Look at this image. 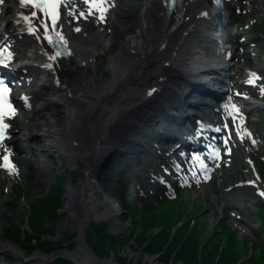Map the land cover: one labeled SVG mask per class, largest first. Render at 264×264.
Masks as SVG:
<instances>
[{"label":"bare ground","instance_id":"bare-ground-1","mask_svg":"<svg viewBox=\"0 0 264 264\" xmlns=\"http://www.w3.org/2000/svg\"><path fill=\"white\" fill-rule=\"evenodd\" d=\"M254 1L256 4L259 0ZM143 2L137 15L131 17L134 26L124 25L120 20L116 22L121 32L116 49L110 48L113 41L111 30L100 24L108 16V9L117 5L113 0H104L100 6H95L92 0H61L55 20L43 0L29 3H25V0L0 2V44L6 61L17 56L19 62L16 64L19 65L11 66V69H19L17 73L21 74V83L27 79L28 84L32 81L38 83L37 90L25 89V99L31 112L42 117L41 125L45 126L42 133L49 137L36 149L41 155L37 161L42 169L40 181L44 184L51 182L48 175H51L49 173L53 165L46 159V152L52 148H55L59 158L56 168L69 172V165L78 164L81 171L84 169L79 180L70 178L69 195L60 211L64 217L69 216L65 221L67 231L61 232V235L67 237L71 231L83 237L78 241V247L72 250L73 253H60L69 254L80 264H122L119 257L112 256L109 262H104L94 256L92 258L88 252L91 249L101 256L100 249L97 250L91 243L92 230L98 225H110L116 233L128 230L127 224L121 219V205L116 198L105 194L109 182L107 169L99 167V161L110 160L115 156L114 149L121 145L120 137L124 131H118V126L123 123L125 128L126 121L135 118L128 134L144 138L141 130L161 131V122L158 120L153 123L157 118L155 116L164 108L172 113L177 112L176 98L187 91L189 82L194 83L205 77L212 80L205 73L210 68L217 71L223 69L226 74L220 73L224 81L230 74L227 73L229 62L226 55L227 50L234 47L228 46L222 36L231 32L230 29L238 32L240 28L234 25L229 28L222 20L212 27L217 17L214 4L221 0H185L182 6L185 10L184 19L177 28L175 25L179 19L168 15L165 0ZM259 11L264 12V8L260 7ZM222 14L220 12V19L224 17ZM226 27L229 28L227 31ZM214 30L217 32L214 33ZM253 51L256 52L257 48ZM101 53L108 59L109 75L103 77L99 84L87 88ZM258 77L264 78L247 68L243 84L254 83L253 87L258 88L260 85L257 81H262ZM47 88L49 90L45 92ZM162 91L166 92L165 100L159 103L151 101L152 94ZM243 94L239 105L232 98H226L228 111L232 114H222V118L232 115L233 121L235 119L239 124L243 122L242 110L251 106V110L264 106V101L254 96L248 97L246 91ZM198 105L201 107L202 103ZM168 117L170 119L172 115ZM147 121L149 124L144 125ZM211 124L225 128L226 136L223 138L230 137L229 126L224 119L221 124L218 121ZM155 126L158 128L155 129ZM244 130L240 135L250 137L248 129ZM214 139L212 141L215 142ZM151 147L147 144L140 153L152 152ZM9 154L7 151L6 173L12 172L14 167L9 161ZM211 166L214 167L213 164ZM99 169L100 172H97ZM250 180L254 182L255 179ZM6 243L14 252L28 255L19 244ZM34 257L27 261L35 259L36 262L32 264H54V258L43 251L36 252ZM143 257L147 264H168L152 254L143 253Z\"/></svg>","mask_w":264,"mask_h":264},{"label":"rangeland","instance_id":"rangeland-1","mask_svg":"<svg viewBox=\"0 0 264 264\" xmlns=\"http://www.w3.org/2000/svg\"><path fill=\"white\" fill-rule=\"evenodd\" d=\"M113 1L117 5L108 9V16L100 24L111 30L113 41L110 48L116 49L121 37L116 22L120 20L124 25L134 26L135 22L131 17L137 15L139 6L144 2L143 0ZM249 1L252 0L241 2L242 6L245 4V7L238 13L231 17L226 16L229 24L237 26L240 30L225 37L236 47L233 50L234 59L227 77L229 85L226 86H229V90L223 96H230L237 103H240L242 98L234 95L236 92L251 93V90L243 84L247 68L256 72L258 76L264 77V12L259 11L260 7L264 8V0H259L256 4ZM254 48H257L256 52L253 51ZM18 62L17 56L10 61L11 64ZM107 62L106 55L101 53L97 60L96 71L87 88L99 84L103 77L109 75ZM258 83L262 86L257 88L253 96L264 101L262 96L264 81H258ZM32 86L36 87L37 83H32ZM15 88L21 89L18 86ZM48 90L47 88L45 92ZM244 118V126L249 130L252 139L245 135L237 136L232 118L226 117L230 137L227 139V144L219 146L221 157L218 165L209 172L202 186L193 184L178 188L176 182L172 180L176 192L171 193L172 195L167 193L166 196L154 190L159 197L153 198L149 202L152 207H149L141 198L140 187L144 185L143 181L137 179L138 182L133 183V180H129L130 190L128 188L125 190L126 199L124 198L128 205H122L121 208V219L127 224L128 230L114 234L110 225H103L105 233L114 237L115 241L107 243L104 254L102 252L101 256L105 259H110L112 256L119 257L122 264H147L143 253H148L157 255L162 261L168 244L176 239V235L187 237L193 233L198 235L200 232L201 246L208 237L212 236V233L217 232L218 238L221 239L219 249L225 241L227 242L226 238L229 234L232 235V240L238 239L240 242L238 245L231 246V249L236 251L234 255L239 256L237 260L232 261V264H264V231L261 229V220L264 217V195L261 194L264 192V106L254 108L249 115L244 113ZM7 119L8 136L4 142L0 143V264L35 263V259L27 260L34 257L38 251L51 255L54 258V264H60L63 259L71 261L67 254L60 252L78 247V233L72 234L70 231L67 237L64 236L65 234L61 235V232L67 231L65 221L69 217H64L60 213L61 206L65 205V196L69 195V192H63L61 189L68 175L56 168L59 158L55 148L46 152V159L53 165L51 172L54 179L48 184L40 181L42 169L37 165V161L41 155L36 149L49 139L45 133H42L45 127L41 125L42 117L16 103V109ZM222 131L226 134L225 128H222ZM225 150L229 152L225 153ZM7 151L14 164L13 171L10 173L4 171ZM250 179L255 180L253 182ZM228 186L234 187L232 191L242 197L233 207H228L221 202L217 190L218 187ZM143 188L150 194V189L145 186ZM114 195L123 202L121 194L116 191L108 196ZM132 204H139V206L131 207ZM45 206L51 207L49 210L54 214L51 215L52 217H47V214L42 215L44 220H40L39 213ZM165 224L170 226L169 231H166L168 242L158 252H147L143 247L146 239L140 240L139 237L141 235L151 237V233L155 235L161 232ZM198 225L200 230L196 232ZM201 228H203L202 231ZM260 229L263 232L260 233ZM92 231L94 234L92 232L91 243L96 247L97 241L102 238V232L99 227L93 228ZM18 234L19 237H17ZM7 241L19 244L28 255L23 256L14 252V249L7 245ZM181 244L177 243L176 248L172 246V253L170 252V255L166 253L170 258L165 262L192 264L187 255L179 254L178 248ZM188 251L190 252V249ZM183 255L188 261L181 260L180 257ZM218 256L219 254L216 255L212 264H216ZM253 258L257 263L252 261ZM197 259H202L200 254Z\"/></svg>","mask_w":264,"mask_h":264},{"label":"trees","instance_id":"trees-1","mask_svg":"<svg viewBox=\"0 0 264 264\" xmlns=\"http://www.w3.org/2000/svg\"><path fill=\"white\" fill-rule=\"evenodd\" d=\"M46 207L47 206H45L42 209V212L39 213L40 220H44V219H42V217H43L42 215L47 214V217H52L51 215L54 214V212L52 213V211L49 210L51 207H49V208H46ZM149 207H152V206L149 205ZM248 211L250 212L251 210H248ZM39 218H37V219H39ZM263 219H264V217L261 220L262 221L261 229L264 231ZM202 222H206V221H202ZM165 225L166 226L162 227L163 230L161 232H158L155 235L151 233V237H149V235L148 236L141 235V237H139L140 240L146 239L143 247L147 250V252H152V253L158 252L159 250L162 249L163 245L168 242V238L166 236V231H169L170 226H169V224L168 225L165 224ZM200 225H198L199 228L196 230V232H198L200 230ZM97 227H99L101 232H102V238H99V241H97V246L95 248L97 250L100 249V251H101L100 254H102V252L104 254L105 246L107 245V243L112 242V241L114 242L115 239H113L114 237H112L111 235H109V234L107 235L105 233L103 225L102 226L98 225ZM202 229L203 228H201V231H202ZM261 229L259 231L260 233L263 232ZM199 235H200V232L198 233V235L196 233L195 234L193 233V235H191V236L187 235V237L185 235H183L181 237L179 235H176V237H175L176 239L173 240L172 242H170V244H168L167 249H166L164 255L162 256L163 260L168 261V259L170 258V256H169L170 252L172 253V246L175 247L177 245V243H182L180 248H178L179 254L182 253V254L187 255L188 258H190V262L192 264H212L215 261L214 258L216 257L217 254H219V256H218V259L216 261V264H232V261H234L235 259L237 260L239 258V256L236 257V255H234V252L236 253V251H234V249H231V246L238 245V243H240V242L238 241V239L232 240L231 234H229V236L226 238L227 242L225 241V243L222 245L221 249L218 248L220 243H221L220 242L221 239L218 238L219 234L217 232L212 233V236L208 237L206 242H204V244L201 246L199 243L200 242ZM17 237H19V234ZM181 240H184V241L180 242ZM188 249H190V252L188 251ZM166 253L167 254L169 253V255H166ZM199 254L202 257L201 260L197 259ZM232 257H236V258L232 259ZM180 258H181V260L188 261V260H186L187 258H185L184 255ZM252 261H254V263H257L254 260V258L252 259ZM60 264H71V261H67V260L63 259L60 261Z\"/></svg>","mask_w":264,"mask_h":264},{"label":"water","instance_id":"water-1","mask_svg":"<svg viewBox=\"0 0 264 264\" xmlns=\"http://www.w3.org/2000/svg\"><path fill=\"white\" fill-rule=\"evenodd\" d=\"M182 20V19H181ZM178 25V24H177ZM177 25H176V27H177ZM178 30V29H177ZM173 31V30H172ZM176 31V30H175ZM207 40V39H206ZM218 73L220 72V71H217ZM195 82H197V81H195ZM195 82L194 83H191V82H189L190 84H189V86H188V88H187V91H184V93L183 94H181V95H179V96H177V98H176V100H177V112H175V113H172V112H170V111H167V108H164L163 110H161L160 112H159V114H162L161 116H159V114L157 115V116H155V117H157V118H155V121L156 122H158V120L161 122L160 123V125L162 126V127H167V128H171L173 125H176V126H178V127H181L182 126V128H186V131L188 132V131H190V129L189 128H187V127H185V125H183L184 124V122H185V119H192V115L191 114H193V115H195V116H198V115H200V114H198V113H196L195 111H191V109H186V105L187 106H199L198 105V103L199 102H197L196 100H195V98L193 97V93L190 91L191 89H190V86L191 85H193V84H195ZM202 84L203 85H206L205 84V82L203 81L202 82ZM202 85V86H203ZM204 87V86H203ZM209 91H212L213 90V88H209L208 89ZM197 92H200V90L198 89L197 90ZM166 93V92H165ZM163 91L160 93L159 92V94H158V92H156L155 93V95H151V101H153V100H156V102L157 103H159V101L160 100H165V98H166V94H165ZM158 96H160V99L158 98ZM157 105H159V104H157ZM173 105H171V107H172ZM148 107V106H147ZM146 107V108H147ZM210 108L213 110V111H216V109L215 108H212L211 106H210ZM144 109H145V107H144ZM144 109L142 110V112H144ZM158 109V106H156V110ZM183 109H184V111H183ZM186 109V110H185ZM142 112L140 113V114H142ZM137 113V112H136ZM158 113V112H157ZM191 113V114H190ZM167 115H172V117L169 119V117L168 118H166V116ZM183 117H182V116ZM133 117H135V115L133 114L132 115ZM159 116V117H158ZM168 119H169V122H168ZM134 121H135V118H133L130 122L129 121H126L127 123L125 124L126 125V129L124 128V124L123 123H121L120 124V126H118V131H120L121 129H122V131L121 132H123L124 131V137H120L122 140L121 141H128V137L131 135V133L130 134H128L127 132L134 126ZM129 122V123H128ZM146 125H148V124H146ZM212 128V127H211ZM211 128H208V130L209 131H211V133H213L214 132V130L213 129H211ZM125 129V130H124ZM184 130V129H183ZM144 130H142V132H143ZM139 132V131H138ZM164 135L166 132H161V131H158V132H155L154 134H151L150 136H147V138H146V136L144 137V138H139L140 136H138V135H133L134 137H129V140L130 141H132V143H133V145H134V147H135V149L136 150H133L134 152H135V154L138 152V151H141L143 148H146L147 146H146V144H151L152 143V145L153 144H155V141H157V140H159V136H161L162 134ZM207 136H211V134H208ZM161 139H165V140H167L166 138H164L163 136L162 137H160ZM194 137H192V135H183V136H181L180 138H179V143L180 144H182V143H184V141H189L190 139H193ZM164 143V142H163ZM122 145V144H121ZM121 145H119L118 146V148L115 150L114 149V154L115 155H119V154H122L123 152L122 151H124L125 152V150H123L122 149V147H121ZM157 145H159V148H162L161 147V144L159 143V144H157ZM174 145V144H173ZM154 146V145H153ZM176 146H177V148H178V145H175V148L173 149V151L174 150H176ZM159 150V149H158ZM155 151V149H152V152L150 151H148V153L150 154V153H153ZM100 163H99V167L100 168H102V169H104V170H106V169H108V167H109V165H110V162H111V160H105V159H102V160H100L99 161ZM97 172H100V169L97 171ZM50 174V173H49ZM51 175H52V172H51ZM49 175V177H50V179L51 180H53L54 179V175ZM52 177H53V179H52ZM233 188H231V190H232ZM222 193L224 194L223 195V197L225 196V198H233L234 199V202H238L240 199H242V197L240 196V195H237L236 194V192H234V191H228V189H226V190H223L222 191ZM68 197V194H66V196H65V199ZM226 200V199H225ZM178 225V224H177ZM111 229V228H110ZM175 229V228H174ZM111 231H113L114 232V234L116 233V231H114V230H111ZM84 235V234H83ZM78 239V241L80 242L81 241V239H83V237H82V235H80L79 234V237L77 238ZM78 242V243H79ZM81 244V243H80ZM81 246H82V244H81ZM95 251V250H94ZM88 252L90 253V256L93 258V256H94V258H97V259H100V260H102V261H104V262H109V259H105V258H103L102 256H97L91 249L90 250H88ZM96 252V251H95ZM67 253H73L72 252V250H69ZM155 256V255H154ZM67 257H69L71 260H73L70 256H69V254L67 255ZM156 257H158L157 255H156ZM74 262H75V260H73ZM78 263V262H77ZM80 264V263H79Z\"/></svg>","mask_w":264,"mask_h":264},{"label":"flooded vegetation","instance_id":"flooded-vegetation-1","mask_svg":"<svg viewBox=\"0 0 264 264\" xmlns=\"http://www.w3.org/2000/svg\"><path fill=\"white\" fill-rule=\"evenodd\" d=\"M137 125H140V124H137ZM122 137H124V135ZM129 137H134V136H133V134H131ZM129 137H128V141L126 140V143H124V141H121V144H122L121 147L123 150L126 151V153H123L122 155L119 154V155H115L114 157H111L110 158V160H111L110 165L106 171V177H107V179H109V182H108V186L105 189V191H106L105 194L110 195L114 191L121 194L123 202H120L118 200L117 196H115V195L112 197V198L117 199L119 205H121V208H122V205L123 206L128 205V203L124 200V198L126 199L125 190H127V188H128V190H130L128 181L133 180V183L138 182L137 179H133V178H134V174L137 170L136 165L139 164V161L135 164V166L132 164H129L128 168H124L123 164L125 162H127L126 160H136V161L141 160V158L139 157V154L138 155L134 154L133 150H136V149L133 146L132 141L129 140ZM147 159H148V157H147ZM75 165L74 166L69 165V167H70L69 172L65 171V170L63 172L65 175H68L66 182L64 183V185L61 188L63 190V192H66V193L69 192V190L71 188L70 187V178H72V177L75 179L78 178V180H79L80 179L79 175L84 172V169L82 171L80 170V166L78 164L76 166ZM58 170H60V169H58ZM164 192L165 191L160 192V193L163 194ZM157 197H159V196L156 195V193H150V194H146L144 196L141 195L143 203H145V204H149V202L153 198H157ZM135 206H139V204H132L131 207H135ZM93 234H94V232H93Z\"/></svg>","mask_w":264,"mask_h":264},{"label":"snow or ice","instance_id":"snow-or-ice-1","mask_svg":"<svg viewBox=\"0 0 264 264\" xmlns=\"http://www.w3.org/2000/svg\"><path fill=\"white\" fill-rule=\"evenodd\" d=\"M0 2H3V0H0ZM29 2H34V0H25V3H29ZM58 0H48L47 2V8L51 10V15L53 17V19L55 20L56 15H57V9H58ZM33 15H36V13H33ZM0 83H3L2 81H0ZM7 86L5 85V88ZM10 91V89H9ZM5 105L3 103V94L2 92H0V121H2L3 116L6 115L7 113L5 112ZM8 110L9 111H14V109L11 108V106H8ZM6 127V125H5ZM2 138V137H0ZM5 160H7V157H5ZM262 195H264V192L261 193Z\"/></svg>","mask_w":264,"mask_h":264}]
</instances>
